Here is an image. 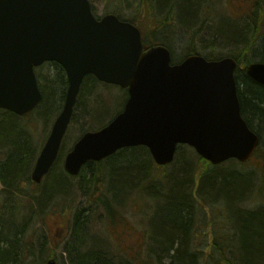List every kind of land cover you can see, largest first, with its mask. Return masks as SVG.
Returning a JSON list of instances; mask_svg holds the SVG:
<instances>
[{
    "label": "trees",
    "instance_id": "trees-1",
    "mask_svg": "<svg viewBox=\"0 0 264 264\" xmlns=\"http://www.w3.org/2000/svg\"><path fill=\"white\" fill-rule=\"evenodd\" d=\"M137 2L128 13L116 14L139 28L145 48L155 44L167 46L172 63L193 53L207 59L234 57L241 114L260 138L249 161L258 160L260 154L264 164V86L245 74L248 63L264 61V43L261 52L254 50L256 40L264 39V5L251 1V12L241 15L243 19L234 25L228 20L219 22L223 16L216 21V15L206 14L203 9L206 2L202 0ZM210 18V40L201 39L204 49L190 47L179 58L175 57L171 46L172 29L197 27L199 31L192 32L196 36L208 29L205 23H210ZM218 49L225 51L214 53ZM35 73L42 94L36 108L23 117L0 109V264H46V259H55V242L42 233L36 239V246L30 239L31 229L37 222L43 223L46 215L55 211L64 214L72 202L77 206L72 210L69 236L62 246V252L68 255L67 262L57 258V264H264V207L260 210L238 209L225 224H220L226 229H211L210 226L215 225L211 220L205 221L210 229H195L205 218L202 204L206 205L207 198H212L213 193L240 201L249 188V181L244 179L250 171L243 167L249 161L240 163L231 159L213 166L198 156L192 147L180 144L169 165L157 166L147 147L134 146L122 148L100 161H88L77 176L64 171L60 157L83 132L108 123L122 110L127 98L126 89H121L124 95L120 109L112 112L120 99L116 95L109 103L106 116L95 120L96 106L103 107L106 103L95 91L98 84L105 83L91 74L81 83L58 158L46 175L42 190L37 186L35 191L25 189L24 183H33L30 172L41 145L35 144L33 133L37 124H41L44 133L48 131V125L62 108L68 85L63 68L56 62L43 63L35 68ZM82 101L88 113L77 126L78 134L72 136L73 143L68 146V133L76 122V110ZM132 194L144 197L148 203L144 208H149L148 211L145 209V216L154 212L152 217L156 220L148 215L145 229H124L123 238L126 234L130 239L136 237L135 243L126 244L118 229L113 228L116 225L128 227L125 223L128 206L125 207L124 202ZM41 199L45 201L41 202ZM102 213L104 219L100 217ZM197 217L201 218L199 222H196ZM99 220L101 224H98ZM200 235L202 239H199ZM95 247H100L101 253L95 251ZM225 252L232 253L231 259Z\"/></svg>",
    "mask_w": 264,
    "mask_h": 264
},
{
    "label": "water",
    "instance_id": "water-1",
    "mask_svg": "<svg viewBox=\"0 0 264 264\" xmlns=\"http://www.w3.org/2000/svg\"><path fill=\"white\" fill-rule=\"evenodd\" d=\"M49 61L63 68L68 85L31 171L35 183L58 156L88 74L128 96L106 125L85 131L72 145L63 161L70 175L126 147H147L161 166L173 161L179 144L212 165L245 162L258 146L259 135L240 112L234 58L191 54L172 64L169 48L143 50L133 23L113 13L97 19L89 0H0V109L29 114L42 100L34 68ZM246 75L264 86V62L249 63ZM46 264L57 263L50 258Z\"/></svg>",
    "mask_w": 264,
    "mask_h": 264
},
{
    "label": "rangeland",
    "instance_id": "rangeland-1",
    "mask_svg": "<svg viewBox=\"0 0 264 264\" xmlns=\"http://www.w3.org/2000/svg\"><path fill=\"white\" fill-rule=\"evenodd\" d=\"M203 2H206L205 13L213 16H215L216 21L223 16V19H220L219 22L222 20H228L232 24L239 23V20L243 19L240 18L241 15L249 11L251 12L252 4L251 1H257L260 3V5H264V0H202ZM94 13L98 16H102L105 13H110L115 11L118 13H121L122 11L128 13L132 8H134L137 5V0H90ZM202 2V3H203ZM200 3V6L201 4ZM125 13V14H126ZM224 13V14H223ZM221 15V16H220ZM209 16V17H210ZM212 18L209 19L210 23L206 22L205 25L208 26L207 30H203L199 32L196 36L192 35V32L195 31V33L198 30L197 27H194L193 29H186V28H180L175 27V29H172L174 36H173V42L171 44L173 48V54L174 56L179 58L183 53L187 51L190 47H197L198 49H204V46L201 43V39H208L210 40L209 36H211L212 33V24H211ZM197 26V25H196ZM264 39H258L254 43V50L256 53L261 52L260 47H263ZM225 49L217 50L214 53L223 52ZM122 88L117 85L113 84H98V87L95 91V94L99 95L101 101H106L105 105L103 107L96 106L94 117L95 120L103 119L107 114V108L110 106V102L112 101V98L118 95V101H116V107H114V110L112 112L120 109L122 106L123 101V95L124 93L121 90ZM93 91V90H91ZM94 94V95H95ZM103 102V103H104ZM90 108V104L87 106ZM112 112L109 114V116L112 114ZM87 109L85 108V102L82 101L76 110V122L73 123L71 126V131L68 133L69 136L67 137L66 144L69 146L73 143L72 136H76L79 132L77 129V126H79L83 122L84 116L87 114ZM88 118V115H87ZM51 127V124L48 125V131L44 133L42 131L41 124H37L36 131L33 133L35 134V144L40 145L45 140V135L49 133V129ZM71 135V136H70ZM65 155V153H64ZM64 155L60 157V160L62 161V168H63V159ZM260 154L258 155V160L253 158L251 162L247 163L243 167L249 169L250 173L248 174L247 178L244 180L249 181L248 189L242 194L240 200L241 202L238 203L241 210H256L259 207V210L264 207V164L260 161ZM256 169V170H255ZM254 182V183H253ZM251 183H253L251 185ZM70 187L74 189V186L70 184ZM22 186H25V189L29 188L31 191H35V187H38V190H42L43 184L36 185L34 183H24ZM91 188V187H89ZM124 192V191H123ZM218 193H213L211 195L214 199H220L212 206V212L211 207L207 206L205 204H202V209L205 212V214L211 212L212 218L214 219L215 225L212 226L213 229H226L224 227H221L220 224H225L227 221V215L231 213L237 212V205L235 204L234 197H226L223 194H220L219 196H216ZM125 195V194H124ZM83 197V196H82ZM85 197H83L84 199ZM146 200H148V196L145 197ZM41 199V202H44L45 200ZM117 204V203H116ZM144 204H148L146 201H144V197L141 198L138 195L132 194L130 197L127 198V200L124 202L125 207V223L128 226L127 228H123L120 225H116L113 229H118L119 233L122 235V238L124 240V243L126 244H133L136 242V237L133 239H130L128 235L126 234L123 238V230L124 229H145L147 227V217L149 215V218H151L154 214V212L150 215L147 214L145 216L146 211L149 210L148 206L144 208ZM77 206L75 202H72V204H68L67 212L64 214H61V212L55 211L51 215H46L44 217V222L41 223V221L37 222L34 229H31V240L36 245V239L42 235V233L45 234L46 238L51 240V242H55V259H61L60 261L67 262V254L62 252V246L65 245L66 238L69 236V231L71 228V219H72V213L73 209ZM159 206V205H158ZM262 206V207H261ZM141 207V208H140ZM143 208V209H142ZM142 210V211H141ZM264 210V209H263ZM151 213V212H150ZM238 214L235 216L237 218ZM101 219H104L105 216L103 213L101 214ZM234 218V219H235ZM154 221L153 217L151 218ZM153 221V222H154ZM236 221V220H235ZM102 221L99 220L98 224H101ZM238 223V222H237ZM203 224L199 225V228ZM204 229V227H202ZM227 229H232L231 227H227ZM128 232V231H127ZM125 232V233H127ZM113 239H116V236L112 232ZM203 237L200 235L199 239H202ZM198 243V241H197ZM225 256L231 259L233 256L231 252H225ZM167 263V261H165ZM223 263H226L223 261Z\"/></svg>",
    "mask_w": 264,
    "mask_h": 264
},
{
    "label": "bare ground",
    "instance_id": "bare-ground-1",
    "mask_svg": "<svg viewBox=\"0 0 264 264\" xmlns=\"http://www.w3.org/2000/svg\"><path fill=\"white\" fill-rule=\"evenodd\" d=\"M106 158H107V157H106ZM104 159H105V158H104ZM102 160H103V159H102ZM199 221H200V220H199V218L197 217V218H196V222H199ZM99 249H101V248H100V247H95V248H94L95 251H97L98 253H101V252L99 251Z\"/></svg>",
    "mask_w": 264,
    "mask_h": 264
}]
</instances>
